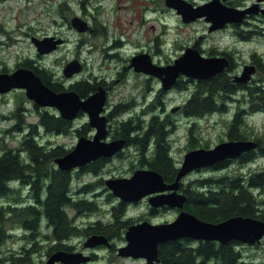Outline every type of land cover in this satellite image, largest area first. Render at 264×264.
<instances>
[{"label":"rangeland","instance_id":"obj_1","mask_svg":"<svg viewBox=\"0 0 264 264\" xmlns=\"http://www.w3.org/2000/svg\"><path fill=\"white\" fill-rule=\"evenodd\" d=\"M40 1L43 0H3L0 2V68L5 67L6 69L15 68L16 64L23 59H33L34 64H41L51 70L53 77L66 85H69L73 80L64 77L63 67L65 63L72 58L73 55H78L84 59L87 57L88 62L94 67L93 70L97 74L106 75L109 77H115L118 70L122 69L125 64L124 59L129 57V54L135 50L143 48L142 46L136 47L134 42L141 45H145L144 49L147 53L151 54L156 63L169 62L171 58L179 55L182 50L180 45H193V43H202L203 48L207 49L211 46H216L220 49H226L232 47L235 43L236 38L232 31L224 30L211 33L203 31L205 24L203 22L183 24L180 19V15L175 9H170L165 5V0H156L153 4V0H66L59 3L61 0H44L48 2L53 12L43 14L46 4L42 3V8L39 7ZM251 0H248L250 2ZM68 7L67 16L72 17L75 13L87 12L93 13L94 5L102 7L103 10L100 13H95V20L99 22V30L103 31V26L108 27V39L107 42L113 44L117 41H121L123 49L116 48L111 49V54L118 53V58L109 60L106 65H101L100 53L95 52L89 54L90 44L85 42L82 33L76 31L70 22L66 21L59 15L58 9L60 5L65 3ZM84 2V5H82ZM59 3V4H58ZM156 7V10L154 9ZM41 12L40 17L39 14ZM90 19L93 17L88 16ZM53 18L57 21L54 22ZM40 20V21H38ZM258 26L264 28V20L257 21L252 20ZM103 25V26H101ZM257 26V27H258ZM33 27L35 30H29ZM248 31H252L249 33ZM54 32L63 34L67 39V44L55 55H47L43 58L37 56L35 46L31 42L32 36L40 34L48 35ZM204 32V33H203ZM202 33V36L200 34ZM261 31L258 28L247 26L242 32L244 36L252 37L250 46L238 45L241 49H244V54L247 55L251 49H257L258 52L264 54V29ZM104 36V34H103ZM161 40L162 45H157L156 41ZM195 41V42H194ZM93 42L98 46L101 44L102 39L100 35H95ZM120 45L119 43H117ZM151 47H155L152 50ZM161 47V50L158 49ZM152 50V52L150 51ZM99 57V58H98ZM103 57V56H102ZM93 59V60H92ZM168 59V60H167ZM167 60V61H166ZM23 63V62H19ZM78 79L81 78V73L78 74ZM127 84H117L112 89V96L115 102L119 101L122 97H128L133 94L130 84L134 83L135 80L140 83L145 80L143 76L134 77L128 74L125 77ZM74 79V78H73ZM71 80V81H69ZM152 79V86L154 88L153 97L156 96L158 91V84ZM18 90H12L7 94L0 95V137L4 136L2 129L15 126L18 124L17 119L7 118L1 115H10L11 112L16 108V96ZM23 91V90H22ZM136 92V91H135ZM181 95L169 94L166 95L168 103L179 102ZM155 99V98H154ZM264 100V98H263ZM263 100L261 105L264 104ZM25 104V122L32 125V128L39 121V116L36 113V108L33 101L27 99ZM52 109V108H50ZM137 110V109H136ZM134 110V111H136ZM232 114V110L228 109L223 113H214L204 115L203 117L195 118L192 115H177V120L180 125L178 129H172L170 132V141L172 143V156L174 160L179 164L182 161L184 153L187 151L188 132L189 128L194 122L197 123L196 128L198 129V137L203 140L207 139L211 145L219 141L220 137L224 136L226 130V122L229 116ZM123 117L128 114L122 115ZM248 123L251 124L258 132L259 137L263 141L264 146V111L257 112L252 116L247 117ZM85 117H77L74 120L75 127L83 125ZM195 127V126H194ZM196 129V130H197ZM32 130V129H31ZM30 129L25 131L13 132L5 135L6 141L10 148L17 149L20 146L21 140L24 135L32 132ZM40 137L39 141L49 145H64L67 148H73L78 140V136L74 129L70 130L66 134H57L47 132L45 128L39 129ZM216 144V143H215ZM156 145V141L154 142ZM155 147V146H154ZM264 148V147H263ZM22 155V154H21ZM26 155V152H23ZM140 159V153L135 147L126 148V152L122 157H116L106 162L100 169L98 174L86 173L81 171H75L72 174V181L70 183L71 196L75 197L76 200L88 199L95 201L97 210H87L82 208L77 212L73 208H68L69 214L75 218V223L78 225V231L87 229L90 225H95L97 221H103L104 223L111 222L117 215L119 219L127 220L133 218L137 220L145 217L153 223H162L171 221L176 216V210L166 209L160 213H151L150 206L147 200L141 203H128L127 206L123 207V211L118 208L119 199L111 193V191L105 186V183L100 179L104 180L112 175H128L130 173L131 162H138ZM26 162L30 161L29 158H25ZM264 170V152L261 154L255 162L240 166H232L230 170L219 171H195L185 178V182L192 179H203V178H214L217 179L224 174L239 175L244 180L250 175V172H257ZM33 177V176H32ZM34 179V178H32ZM47 180V178H46ZM48 177V181H49ZM89 183L92 185L90 188L83 190ZM21 186L19 180H16V184L13 187L16 189V193L20 196L26 195V191L21 192ZM31 187V185H29ZM257 198L264 199V192L255 190ZM12 200L6 196L0 197V205L6 204L7 201ZM32 202L21 203V207H26ZM116 207V208H115ZM122 211V213H121ZM11 228L10 225L7 226ZM26 232V234H24ZM52 228L48 225L47 221L44 220L42 226L37 230H31L25 228L24 225L20 229L15 230L16 234H9L6 240L0 244V257L4 260L10 256L22 257L27 256L38 261L43 256L47 249L54 244L53 239L50 237ZM21 233H23L21 235ZM21 235V236H20ZM85 237L82 233L71 239V244L76 245L80 249L85 250V253L90 254L95 251L97 256H93L92 260L88 264H142V260L134 258H123L118 257L117 253L101 246L94 250L93 248L84 247ZM114 246H120L124 244L125 240L111 239ZM26 252L27 249H33ZM113 249V248H112ZM242 252L245 260L250 262L254 261L257 264H264V240L261 244L256 246L243 247L239 245L237 248ZM112 256V257H111ZM17 261V260H16Z\"/></svg>","mask_w":264,"mask_h":264},{"label":"trees","instance_id":"obj_2","mask_svg":"<svg viewBox=\"0 0 264 264\" xmlns=\"http://www.w3.org/2000/svg\"><path fill=\"white\" fill-rule=\"evenodd\" d=\"M21 65L33 68L43 82L55 91L65 89V86L53 77L51 70L43 67L41 64L35 67L30 61L25 60ZM228 86L225 74L215 75L207 81L202 80L198 86L199 91L197 95L191 101L192 106L187 108L186 112L195 118L217 112H226L229 107L220 106L218 101H225L222 90L228 88ZM70 88L76 90L80 96H85L93 89L91 85L84 83L82 80L74 82L70 85ZM204 92H208V94L204 95ZM26 100L27 98L23 92L17 94L16 110L10 115L17 118L18 124L12 128L1 130L4 136L0 137V197L6 196L16 203L11 204L8 201V204L0 206V244L6 240L9 235L8 230L11 228H21L24 225L27 229L37 230L41 227L44 219L52 228L50 237L54 241V244L49 248V254L57 250H75L74 246L76 245L71 244V239L81 233L85 237L92 234H101L107 236L110 240L116 238L124 240L126 228L138 220H134L133 218L122 220L117 215H114L115 218L111 222L104 223L103 221H97L95 225H90L87 229L78 231L75 218L69 214L68 208H73L77 212L82 208L95 211L97 210L96 202L89 199L76 200L70 197L72 174L69 171L53 167L54 163L52 161L56 157L64 155L67 152L66 147L64 145L44 144L39 141L40 132L38 128L41 129V127L45 128L47 132L57 134H66L72 129L77 134H84L90 125L85 122L80 127H75L73 121L63 119L55 110L35 106L39 121L32 128V125L25 122V104L23 106V103ZM262 106L261 109L264 110V104ZM155 110L156 108L151 106L146 112L152 113L151 117L155 119L158 118L155 115ZM82 115L80 113L78 117ZM136 115L132 114L130 117ZM242 117L244 120H240L237 117L235 123L243 125L245 133L252 137L254 128L251 124H248L244 116ZM224 121L226 124L228 123V119ZM137 123L138 121L136 120L134 124ZM166 125V122L154 123L155 129L151 128L147 135L139 139H133L129 137L132 128L131 123H127L119 126L116 135L117 137L126 138L129 142H133L141 148V151H144L151 139L149 135L154 133L152 138H155L156 145L153 152L141 157L139 164L135 167L143 164V167L154 168L164 176L167 182H173L179 168L171 152V131H165L162 128V126ZM196 125L190 129V138L188 139L186 149L210 146V142L207 139L201 140L198 137ZM27 129H32V132L24 135L20 146L17 149L10 148L5 135L11 133L12 136L14 135L13 132H17L18 130L25 131ZM23 151L28 152L31 162L24 161ZM257 155L253 152L244 154L240 162L248 164L254 161ZM103 163L104 160L99 159L84 166L81 172L98 174ZM28 173H32L35 177L30 185L32 192L35 193V197L37 198V204L23 208L18 206L20 196L16 193L17 190L10 186V181L19 180L22 185H25L29 180L27 177ZM230 175L224 174L217 179H192L188 182H185V179H183L181 189L187 195L185 209L203 220L214 223L237 215L264 220V210L255 211L254 209V205L259 204V201L256 199L257 195L253 188V186L260 187V191L264 192V172L253 175L254 178L250 182H254L256 185L242 184L243 179L239 175ZM91 185L88 184L84 190L90 188ZM261 202L264 203V201ZM123 207L124 204L119 203L118 208L123 211ZM150 210L152 214L156 213L155 209L150 208ZM8 225L11 228H8ZM237 245L238 242L235 241H230L227 244H220L215 241H195L192 239L165 241L159 245L160 262L155 264H254L242 258ZM110 248L115 252L114 244ZM16 260L22 262L34 261V259L27 256L17 258L10 256L6 260L0 257V264Z\"/></svg>","mask_w":264,"mask_h":264},{"label":"water","instance_id":"obj_3","mask_svg":"<svg viewBox=\"0 0 264 264\" xmlns=\"http://www.w3.org/2000/svg\"><path fill=\"white\" fill-rule=\"evenodd\" d=\"M166 2L169 6L177 8L185 22L206 16V19L212 22L210 30L221 28L228 22H241L248 13L261 11L264 14V9H260L257 3L242 10L224 6L219 0L198 8H193L191 4L183 3L182 0H167ZM72 25L79 31H86L88 28L86 23L78 17L72 20ZM53 39V37H46L43 40H33L42 53H47L62 43V39L56 41ZM133 63L138 66V71L150 73L146 68L154 70L151 74L163 79L164 89H169L180 73L205 79L223 71L228 65L225 58L204 57L194 47L187 48L171 66L162 67L152 64L151 58L147 54L134 59ZM82 68V64L78 60L71 61L65 66L64 75L71 77L80 72ZM252 72H254L253 67H249L245 71V73ZM248 78L245 76L241 80L246 81ZM12 88H25L26 95L35 103L43 107L57 108L64 119L73 120L83 110L88 113L90 124L97 127L98 133L93 138L80 137L73 150L56 159L60 169L71 170L82 167L98 157L112 156L122 149L124 143L122 140L112 142L103 140L106 136L108 120L105 116H101L105 101V94L102 90L82 100L80 95L73 90L54 91L35 72L27 68H20L13 74H0V93L8 92ZM256 145L255 142L250 141H225L213 148L190 150L185 154L173 182H166L164 176L156 169H139L129 177L107 179L106 186L123 202H138L148 197V202L153 207L168 205L180 210L178 216L169 222L154 224L146 220L130 225L125 234L127 243L118 249V255L143 258L147 260V264H154V262L160 261L159 245L165 241L193 238L218 241L222 244L231 240L245 243L261 242L264 236V221L239 215L218 223L205 221L184 209L187 195L184 192H179L181 180L192 170L215 164L226 158H235L243 151ZM99 244H109L108 238L104 235H92L86 241L85 246L93 247ZM88 260H90V256L81 252L56 251L44 263L14 261L8 264H56L58 262L80 264Z\"/></svg>","mask_w":264,"mask_h":264},{"label":"flooded vegetation","instance_id":"obj_4","mask_svg":"<svg viewBox=\"0 0 264 264\" xmlns=\"http://www.w3.org/2000/svg\"><path fill=\"white\" fill-rule=\"evenodd\" d=\"M2 1L3 0H0V2ZM63 1H66V0H61L59 3ZM96 1L100 2V0H96ZM155 1L156 0L152 1L153 4H158V3H155ZM188 1L193 3L195 6H198L201 4H206L210 2L211 0H188ZM42 3L46 4V6H44L45 7L44 11H42L43 14L50 15L53 12V9L50 8V6L48 5V2H44V0L40 1L39 3L40 8L43 7ZM223 3L228 6L237 7L239 9H246L250 7L252 4L256 3V0H252L250 2H248V0H224ZM82 5H84V2H82ZM262 8H264V2L260 3V9ZM154 9L156 10V7ZM67 10H68V7L65 3L64 5L59 6L58 12H59V15L62 16L63 19L70 22V25L72 23V20L75 17H78L81 20H83L88 26V30L82 33V35L84 36L83 39L86 40L85 42L90 44V47H94V49L88 48L90 55L95 52L100 53L99 57L102 60L100 68L103 65H106L107 64L106 62H108L109 60H112V59L116 60L118 58V53L111 54L110 50L115 49L116 46L117 48L123 49V45H121L122 42L117 41L113 44H110L111 42L109 43L106 40L108 39V35H109L108 27L101 25L103 26V30H104L103 32L99 30L98 26H96L98 22L97 20H95L94 12L100 13L103 10L102 7L94 5L93 13H90V12L89 13L87 12L78 13L77 12L72 17L67 16ZM40 15H41V12L38 17H40ZM88 16L93 17V19H90ZM197 20L203 21L205 23L206 25L205 31L209 30L210 23H207L205 18H199ZM252 20H257L261 22L264 20V15H262L260 11L251 13V14L248 13V15L244 18V20L241 23H228L227 25L224 26L223 28L224 30L233 31V34L236 37L234 38V40L236 41L232 47H227L225 50L219 49L215 46L205 49L203 48L202 43H200V40L198 42L194 41L195 43H193V45L190 44L187 46H184V45L182 46L179 44L178 46L182 48L181 53L179 55H176V57L171 58L169 62L158 63L159 65H168V64L173 63L174 60L183 53L184 49L190 46H194L206 57L220 56V57H225L228 61V65L224 68V70L218 73V74H225L226 79H227V84L229 85L228 88H225L224 90H222L223 95L225 96V101L219 100L218 104L220 106L230 107L232 109V114L226 125L224 136L220 137V139L229 140V141L255 140L258 143V147L256 149L249 150L243 153L242 155L239 156L238 159H226L222 162H216L215 164L210 165V167L203 168L200 171H205L206 169H208V171L230 170L232 166L241 164L240 159L242 158L244 154H247L249 152H253L254 154H256L264 150L263 141L257 134L255 136H252L253 138H251L249 135L245 133L243 125L239 123L237 124L235 123V120L237 119V117L238 119L242 120L243 119L242 116H248L250 111H255L257 108H259L261 105V101L264 98V54L261 52H258L257 49H251L248 51V54L245 55L244 49H241L240 47H238V45L250 46L251 39L253 38L252 37L248 38V36H244L242 34L241 29L244 26H256L257 27L258 25ZM53 21L56 22L57 19L53 18ZM72 27L75 29L73 25ZM257 28L261 31V34H263L262 31L264 28L262 26H258ZM29 30L34 31L35 29L33 27H30ZM95 35H100L102 39L101 44H99L98 46L93 42V38ZM38 36L39 38H42L44 36H53L55 39L57 38L62 39V44L58 45L56 50H54V52L52 53H49L48 55L57 54L67 44V39L63 36V34H60L58 32H54L52 34L49 33L48 35L39 34ZM117 43H119L120 45H118ZM132 44H134L136 47L142 46L143 48L135 50L133 53L129 54V57L127 59H124L125 64H123L121 70L117 71L114 78L106 76V75L97 74L96 72H94L93 70L94 67L92 66L91 63L88 62L87 57L84 59L81 56L73 55L72 58L68 60L70 61V60L78 59L83 64V71L81 73L82 74L81 78L78 79V76H79L78 75L74 77V79H72L73 82L82 80L84 81V83L91 85L93 88L91 89V91L88 92V94H86L85 96H82L83 99H87L90 95L96 92H99L100 90H102L103 93L105 94V101H104L101 115L105 116L109 121L108 132H107L108 134L106 137L108 140H115V139L124 140L125 149L122 150L120 153L116 154L117 155L116 157L124 156V153L126 152V148H130V147H135L139 151L141 157L147 156V154L151 152L155 146L154 145L155 138H152L154 136V133H151L149 135L151 139H150V142H148L149 145L146 147L144 151H141V148L136 146L133 142L127 141L126 138L117 137L116 134H117V130L120 125L123 126L124 124L131 123L132 128L130 130L129 137L133 139L134 138L139 139L140 137L147 135L148 132L151 130V128L155 129L156 126H154V123L158 124L159 122H166L167 125L164 127L162 126V128L165 131H171L172 129H178L180 125L177 120V115L179 116L189 115L186 111L188 110L187 108H190V106H192L191 101L193 97L197 95L199 91L198 86L200 82L202 80H206V81L210 80L215 76L214 75L213 77L208 78V79H196L193 77L180 75L175 80L174 84L171 86V89L168 91H165L161 88L162 83H161V80L157 76H153V75H149L143 72L136 71V67H135V64L133 63L132 57L140 53H146L147 52L146 50L148 49H144L145 45H141L136 42ZM151 48L152 50H154L153 47ZM152 50L150 51L152 52ZM246 66H254L255 72L251 77L246 75V77H249L247 81H241L240 76L243 74ZM2 68H5V64H4V67ZM4 70H8V69H3L2 71ZM128 74H131L134 77L143 76L145 77V80L140 83V86H139L138 80H135L134 83L130 84L132 92L135 93L134 96L133 94H130L128 97L126 96L122 97V99L120 98L119 101L115 102L113 98H111L113 97L111 95L112 89L119 83L127 84V80L125 77H127ZM152 79H155L154 81L159 86V89L156 92L155 97H153L154 88L152 86V81H151ZM59 83L63 85L62 82H59ZM70 85H69V88H70ZM169 94H175V95L179 94L182 96V98L179 102L168 103L166 99V95H169ZM205 94H208V92H204V95ZM151 106L158 107L157 111H161L159 115H161L162 117H158L155 119L152 117H149L150 113H147L146 111ZM176 107H178L177 108L178 110L175 113L172 112V109ZM131 109L132 110L137 109L136 111H139V113L134 117L117 118V116H119L120 114L123 115L125 111L128 112ZM254 114L256 113L254 112ZM84 117L86 118L87 114H85ZM136 120L138 121V123L134 124ZM194 125L195 123H193V125L189 128L188 139L190 138V129ZM94 133H95V129L92 127L91 128L89 127L85 130L84 135L87 137H93ZM113 158H99V159L104 160V163H103L104 165L106 162H108L109 160H112ZM143 166H144L143 164H140L135 169L146 168ZM255 174H258V172L253 173V171H251L250 175L247 177L246 180L242 178L243 179L242 184L256 185V183L250 182V180H253L254 178L253 175ZM27 177L29 178V180L23 187V190H25L27 193L26 195H22V202L28 203V202H32V200L33 202H36L37 199L31 197V193H30L31 187H29V185L31 184V181L33 180L32 178H35V177L33 174H28ZM253 187L260 188L257 186H253ZM256 199L259 201V204L254 205L255 211L264 210V203L261 202V201H264V199H260V198H256ZM157 210L158 212H161L162 210H165V209L158 208ZM74 247H75V250H78L77 246H74ZM49 256L50 255L48 252L41 257L39 262L45 261ZM93 256H96V255L92 254V257Z\"/></svg>","mask_w":264,"mask_h":264},{"label":"bare ground","instance_id":"obj_5","mask_svg":"<svg viewBox=\"0 0 264 264\" xmlns=\"http://www.w3.org/2000/svg\"><path fill=\"white\" fill-rule=\"evenodd\" d=\"M150 67H152V66L150 65ZM146 70L149 71L150 73H153L154 72V70H152L150 68H146Z\"/></svg>","mask_w":264,"mask_h":264}]
</instances>
